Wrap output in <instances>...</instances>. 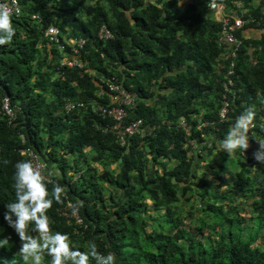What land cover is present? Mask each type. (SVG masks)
<instances>
[{"label":"trees","instance_id":"16d2710c","mask_svg":"<svg viewBox=\"0 0 264 264\" xmlns=\"http://www.w3.org/2000/svg\"><path fill=\"white\" fill-rule=\"evenodd\" d=\"M88 1L18 0L20 15L11 17L16 36L0 47V98L7 96L20 112L8 125L0 110V240L19 239L3 213L16 199L15 164L25 159L17 153L22 135L46 171L54 172L49 192L54 184L65 189V203L54 201L47 215L52 231L66 233L74 249L86 251L94 240L100 252L114 254L116 264H264V165L244 164L237 151L228 188L225 164L204 161L200 152L187 158L190 142L205 141L207 131H197L192 117L216 119L226 65L217 41L220 24L205 9L206 0ZM222 2L238 14V3L252 15L264 6V0ZM36 14L40 27L30 19ZM53 18L63 35L85 39L80 72L57 68L59 55L43 38ZM101 25L112 39L97 40ZM258 29L259 37L245 39L236 59L233 114L218 124L210 145H220L249 107L256 113L253 130L264 137V23ZM107 77L137 94L129 114L151 125V136L135 135L120 147L112 133L98 129L103 121L90 111H63L65 101L104 103L97 92L99 79ZM179 120L189 126L187 133L177 127ZM202 161L205 171L198 172ZM193 193L203 203L199 216H190L193 227L184 228L179 197L190 205ZM238 197L249 201L253 216L239 215ZM78 202L82 226L61 215L67 203ZM10 241L0 248V264L19 250ZM50 259L45 255L44 264Z\"/></svg>","mask_w":264,"mask_h":264},{"label":"built area","instance_id":"2783aa9c","mask_svg":"<svg viewBox=\"0 0 264 264\" xmlns=\"http://www.w3.org/2000/svg\"><path fill=\"white\" fill-rule=\"evenodd\" d=\"M257 2L258 0H253ZM0 3L6 4L12 10V16L20 15V7L18 0H0ZM183 2H180V5ZM256 3V5H257ZM212 0H206L205 9L211 13L214 19L220 24V30L218 34V44L223 48L222 60L225 62V68L220 76V91L218 98V109L216 112L215 120H205L201 116H193L192 120L196 122L195 129L202 131L207 129L206 135L202 136L205 140L203 142H190V149L187 151V158L194 157L198 152L206 153L210 146L208 139L218 131V124H223L228 121L229 116L233 114V102L235 100V94L232 91L234 87V80L236 76V59L241 48L244 47L243 41L249 37L244 36V31L252 29L257 31L260 35L259 27L264 23V6L259 10L258 15H252L246 9H242V4L238 3L237 7L241 9L240 13L233 11L227 12L225 4L222 0H214L215 6H211ZM182 8V7H181ZM30 19L39 27L42 25V19L39 15H32ZM55 18L52 19L46 28L43 30L44 40L52 47L55 48L59 55L57 60L58 69L77 70L80 72L84 67V62L81 58V53L85 45V39L82 37L72 38L63 35L57 26L54 24ZM112 34L105 25H101L97 32L96 38L100 41H106L112 39ZM59 78V73L57 74ZM97 97L105 96L104 103H90L85 104L82 102H70L65 101L63 104V111L68 113L74 110H88L101 121L102 126L98 129L102 133H112L115 137L117 144L120 147H125L127 141L135 136H151L153 134V127L146 125L141 119L130 117L131 112L136 109L137 106V94L133 91L123 88L120 82L113 77H107L106 79H99ZM0 110L5 116L8 125H13L17 114L20 112L18 105L13 104L7 96L0 98ZM264 114V111H263ZM177 127L181 128L185 133L188 132L189 126L185 124L183 120L177 122ZM254 129V128H253ZM251 130L250 136L256 138H264L259 133H255ZM19 148L17 153L19 156L31 160L34 166H38L42 173L47 177V171L45 165L40 161L35 151L25 145V140L22 135L18 136ZM219 143H214L217 146ZM251 147L244 153L240 151V159L244 164L255 167V161L253 159V152L258 148V144L254 139H250ZM46 183L51 182V178L47 177ZM67 203V207L61 213L62 216L71 220L75 226H82V220L78 216L77 212L73 214L72 208ZM32 234L37 235L33 230ZM107 252L105 255H107ZM92 264H95L93 261Z\"/></svg>","mask_w":264,"mask_h":264},{"label":"clouds","instance_id":"9594fccd","mask_svg":"<svg viewBox=\"0 0 264 264\" xmlns=\"http://www.w3.org/2000/svg\"><path fill=\"white\" fill-rule=\"evenodd\" d=\"M15 3V0H13ZM211 6H215L212 0ZM12 10L0 3V47L10 45L16 36V29L12 23ZM264 102V101H262ZM256 113L254 108H246L239 116L224 138L220 141V150L231 158L237 151L246 152L250 147V139H254L258 148L253 152V159L264 165V138L250 136L255 127ZM54 175L52 170L47 172V177ZM38 166L31 160L22 159L15 164L14 189L16 199L4 205L3 219L19 237L20 248L11 261L5 264H44V257H50V264H116L114 254L107 255L100 252L94 240L87 242V250L74 249L66 233L53 232L50 219L47 215L53 202L64 204L65 189L59 184H54L49 192L46 179ZM209 180L213 177L208 176ZM82 202L69 205L73 214ZM37 234L29 233V227ZM11 237L0 240V248L8 247Z\"/></svg>","mask_w":264,"mask_h":264},{"label":"rangeland","instance_id":"374dc122","mask_svg":"<svg viewBox=\"0 0 264 264\" xmlns=\"http://www.w3.org/2000/svg\"><path fill=\"white\" fill-rule=\"evenodd\" d=\"M95 2V0H89L88 1V4L89 5H93ZM103 5L102 3H99V6ZM81 19H83V16H81ZM210 147H214L215 149L211 148L208 149L210 150L209 154L208 153H204V154H201L202 158H204L203 160L204 161H207V159H205L206 157H209V159L211 158L212 162H216V163H220V164H225L226 165V168H227V176H226V184L228 185V188L231 186V182H232V179H231V176L229 175H234L233 173L237 171L236 169V163H234L233 161H235L236 157H232L233 160L229 159L228 158V155L224 152L220 153L218 150H220V146L219 144L216 145H210ZM211 155V157L209 156ZM221 155V156H219ZM227 156V160H226V157ZM225 158V159H224ZM202 160V159H200ZM226 160V161H224ZM199 165V170H197L198 172H203L205 171L204 170V166L206 165L205 162H201L198 164ZM93 167H96V171H100V167L97 166V165H93ZM239 168V167H238ZM207 171V170H206ZM211 183H214L215 185H219V182L216 181V180H212ZM228 188H225L223 186L220 185V190L221 191H228L229 189ZM192 189L194 190V188L192 187ZM237 201H241L242 204H240V207L241 209H243V212H239V215L245 219L253 216V214L249 211V201L248 200H245L243 199V197H238L236 198L235 200V203L237 204ZM190 205L187 204L183 198L179 197V203H178V206L179 208L182 209V217H181V222H182V226L184 228H192L193 225H192V222L190 221V216H193V218L199 216V211L196 209V208H200V204L202 205L203 201L202 200H199V198L193 193V196L190 197V201H189ZM206 231V230H205ZM263 236V234L261 235ZM15 244L17 246H19L20 248V241L19 239H12L10 241V244ZM17 251H14V254L16 253Z\"/></svg>","mask_w":264,"mask_h":264},{"label":"crops","instance_id":"0c3cea01","mask_svg":"<svg viewBox=\"0 0 264 264\" xmlns=\"http://www.w3.org/2000/svg\"><path fill=\"white\" fill-rule=\"evenodd\" d=\"M186 2L185 3H187V2H190V0H185ZM184 6V2L180 5V3H179V7L181 8V7H183ZM244 36H247V37H249V38H257V37H259V34H258V32L257 31H255V30H253V29H247V30H245L244 31ZM220 146V145H219ZM219 152H222L221 150H218Z\"/></svg>","mask_w":264,"mask_h":264}]
</instances>
